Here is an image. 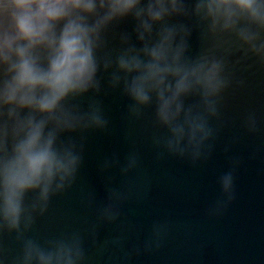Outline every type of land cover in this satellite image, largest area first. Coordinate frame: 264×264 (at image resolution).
<instances>
[{"label":"clouds","instance_id":"obj_1","mask_svg":"<svg viewBox=\"0 0 264 264\" xmlns=\"http://www.w3.org/2000/svg\"><path fill=\"white\" fill-rule=\"evenodd\" d=\"M126 20L133 27L114 33L120 46L113 56L107 35ZM194 31L201 41H218L215 47L233 37L237 51L264 66V0H0V237L14 234L20 245L11 264H86L79 232L43 243L28 233L52 198L75 183L85 134L108 130L99 99L107 94L105 80L108 90L130 101L128 118L140 120L144 109L154 108L161 130L152 138L157 161L173 157L195 165L211 157L223 95L244 81L230 70L231 48L224 55L211 48L190 55ZM83 97H89L86 107L77 103ZM244 127L258 131L254 113ZM139 163L137 152L123 164L113 155L100 170L126 176ZM240 163L230 158L218 181L222 198L209 215L233 201ZM106 193L98 219L114 223L128 195L114 187ZM85 203L92 207L94 196ZM167 232V223L154 224L143 251L158 250ZM91 236L95 241L94 228Z\"/></svg>","mask_w":264,"mask_h":264},{"label":"water","instance_id":"obj_2","mask_svg":"<svg viewBox=\"0 0 264 264\" xmlns=\"http://www.w3.org/2000/svg\"><path fill=\"white\" fill-rule=\"evenodd\" d=\"M133 22H121L107 35V51L114 56L119 49V31H131ZM201 41L194 31L190 55L211 48L229 57L236 80L220 105V131L215 150L207 161L193 165L188 160L165 157L157 161L152 138L161 132L154 126V108L144 109L140 120L128 118L130 101L119 90H108L99 99L109 119L106 131L86 135L84 163L73 186L50 201L48 211L38 216L28 235L39 242L62 234L79 232L84 240L86 264H264V66L240 50L233 37ZM89 97L77 103L86 107ZM249 113L257 119L258 131L250 134L244 127ZM228 146L230 150L225 153ZM132 152L139 154V166L121 176L119 169L101 172L105 159L113 155L121 164ZM241 163L235 171L234 199L220 215L208 210L222 198L219 177L230 170V158ZM112 183L108 184V178ZM108 187L128 195L114 223L101 222L97 209L106 203ZM89 194L95 198L86 206ZM167 223L168 232L161 247L143 251L152 238L153 225ZM95 229L93 241L91 232ZM140 248V254L134 249ZM0 264H11L20 255L14 234L0 237Z\"/></svg>","mask_w":264,"mask_h":264}]
</instances>
